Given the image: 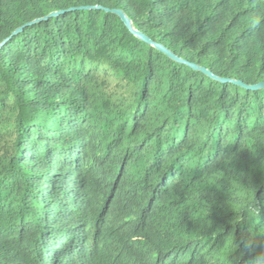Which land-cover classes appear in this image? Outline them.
<instances>
[{
	"label": "trees",
	"instance_id": "16d2710c",
	"mask_svg": "<svg viewBox=\"0 0 264 264\" xmlns=\"http://www.w3.org/2000/svg\"><path fill=\"white\" fill-rule=\"evenodd\" d=\"M0 264H264V0H0Z\"/></svg>",
	"mask_w": 264,
	"mask_h": 264
},
{
	"label": "water",
	"instance_id": "95a60500",
	"mask_svg": "<svg viewBox=\"0 0 264 264\" xmlns=\"http://www.w3.org/2000/svg\"><path fill=\"white\" fill-rule=\"evenodd\" d=\"M114 13H116L121 19L122 21L129 27V29L136 34L137 36H139L143 41H145L148 44H153L152 41L150 39H148L146 36H144L142 33L134 30L131 26L130 20L126 17V15L120 11V10H115ZM156 47L160 50H162L163 52H165L168 56L177 59L171 52H169L168 50H166L164 47H162L161 45H156ZM202 71L209 73L206 69L201 68Z\"/></svg>",
	"mask_w": 264,
	"mask_h": 264
}]
</instances>
